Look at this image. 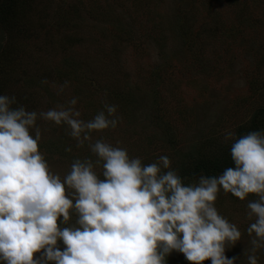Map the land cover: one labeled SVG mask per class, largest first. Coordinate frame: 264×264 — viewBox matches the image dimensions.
Returning a JSON list of instances; mask_svg holds the SVG:
<instances>
[{
  "label": "rangeland",
  "instance_id": "rangeland-1",
  "mask_svg": "<svg viewBox=\"0 0 264 264\" xmlns=\"http://www.w3.org/2000/svg\"><path fill=\"white\" fill-rule=\"evenodd\" d=\"M19 2L14 27L0 23V94L15 95L26 110L46 111L75 96L88 120L104 103L116 104L117 128L93 139L145 164L167 155L185 183L233 166L225 131L238 137L264 129V0ZM37 124L40 148L61 176L74 158L91 157L66 127ZM253 198L221 190L215 201L242 232L244 240L225 252L235 264H245ZM167 260L191 264L179 252Z\"/></svg>",
  "mask_w": 264,
  "mask_h": 264
},
{
  "label": "clouds",
  "instance_id": "clouds-1",
  "mask_svg": "<svg viewBox=\"0 0 264 264\" xmlns=\"http://www.w3.org/2000/svg\"><path fill=\"white\" fill-rule=\"evenodd\" d=\"M77 102L73 96L37 112L0 94V264H168L173 252L191 264H235L226 249L244 239L215 207L221 190L241 201L253 194L243 257L260 264L264 129L238 137L225 131L233 166L185 183L167 155L145 164L126 148L93 139L117 128L118 105L104 103L85 120ZM38 119L66 127L91 157L74 158L63 176L53 171L40 148Z\"/></svg>",
  "mask_w": 264,
  "mask_h": 264
},
{
  "label": "trees",
  "instance_id": "trees-1",
  "mask_svg": "<svg viewBox=\"0 0 264 264\" xmlns=\"http://www.w3.org/2000/svg\"><path fill=\"white\" fill-rule=\"evenodd\" d=\"M20 2L19 0H0V23H6L9 28L14 27L17 23L18 13H20ZM4 66L0 63V77L2 75V68ZM2 85H0V90ZM204 167V166H202Z\"/></svg>",
  "mask_w": 264,
  "mask_h": 264
}]
</instances>
